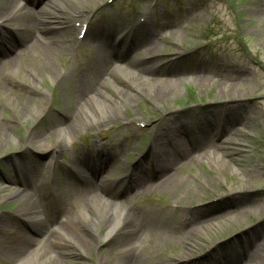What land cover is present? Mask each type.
<instances>
[{
	"label": "rangeland",
	"instance_id": "374dc122",
	"mask_svg": "<svg viewBox=\"0 0 264 264\" xmlns=\"http://www.w3.org/2000/svg\"><path fill=\"white\" fill-rule=\"evenodd\" d=\"M53 1L61 4L66 0H47L45 3ZM72 1L92 17L91 25L89 34L79 50L76 47L77 44L72 43L75 34L69 37L65 34L72 46H69L70 44L56 45L57 51L52 62L56 74L65 73L73 80L80 79L76 81H81L82 86L91 84L93 91L96 92L102 77L107 72V67L103 66V72L99 73L98 62L109 60L110 53L108 49L104 50L103 32L109 25L129 24V14L132 15L129 9L134 7V24L140 20L139 13L145 16L146 23L134 29L139 45L131 48L130 55L127 56L129 63L138 62L143 59L147 51L156 50L155 52L162 53L163 57L148 63L147 66L156 68L158 72L177 73L181 76L182 82L176 87L177 93L163 100L158 107L152 106L144 98H139L138 103L134 105H124L121 117L105 126L94 130L84 129L82 132L75 130L77 134H74V131L69 132L70 143L62 145L64 151L61 153L52 149L58 128H64L59 123L64 119L61 116H65L68 112H75L77 108L82 107V104L78 106L80 99L71 89L73 81L69 80L65 86H63L65 83H59V79L55 81L53 75L43 70L47 57L42 52L30 48L23 41V45L18 50H14L11 58L6 56L0 59L1 65L7 70L6 74L9 72L8 74L14 75L12 80L14 85L9 86L2 79L9 90L4 88L3 96L6 100L0 103V125L3 126L2 131L9 137V142L0 143V179L4 176L13 177L16 167L13 165L19 164L18 161H22L19 165L20 170L27 168L26 171L31 172V175L39 172V177L45 182H47L45 178L50 174L47 192L41 196L39 204L37 202L34 204L35 220L37 217L50 218V215L54 213L59 216L74 215L75 220L80 222L83 215H87L86 212H88V210L85 211L83 203L86 197L84 195H87V191L93 190V183L88 180L78 182L70 179L67 165L71 164L78 171H83L82 167L74 165L75 152L80 149L81 152L86 150V154H95L97 152L95 142L100 138L102 143L111 150L108 156L110 165L101 175V180L109 178L111 179L109 182L115 184L122 177L120 169L123 161L127 159V163L131 165L137 158L139 159L145 153L149 143L152 144L159 126L162 125L166 130L162 138L171 135L172 132L167 131V126L170 121L178 119L182 121L185 129L191 131L190 138L196 143V148L189 152L190 160L178 157L179 162L169 168L165 175L179 176L181 182L187 180V187H184L183 191L186 190L189 193V198L185 194L173 195L171 191L161 192L159 189L154 191L151 184L147 185V194H150L148 197L137 198L129 195L118 203L124 208L136 207V210L144 211L147 215L152 213L156 215V218L168 215L175 221L183 219L181 209L171 207L175 206L176 202H180L182 206L190 203L192 207L198 204L216 203L217 207L211 208L200 219L199 233L204 240L199 238V243L203 246L201 249L198 248L199 251L208 247L205 242L219 243L231 240H233L231 242H240L243 237L251 236L250 234H258L262 230L264 233V212L259 213L262 206L264 210V179L262 178L264 171V0H138L136 6H134L135 0H114L112 3L111 0ZM2 2L0 0V6ZM18 2V7L22 10L23 0ZM154 3L157 4L156 8L152 7ZM106 4L108 6L101 9ZM22 12L24 13L23 10L18 13L20 14L18 19ZM37 12L38 10L35 13L32 11V14L36 15ZM34 15H31L34 18L30 21L31 24L38 21ZM68 20L70 23L73 22L71 19ZM76 67L80 70L74 69ZM33 69L43 71L40 78L31 76L29 71ZM236 70L245 71V77L239 78ZM77 71L80 73L79 77L75 74ZM71 72L74 73L71 74ZM131 74H133L132 68L126 73H120L119 77L131 76ZM232 82L237 84L239 91L246 86L249 90L247 92L249 94L245 95L246 105L235 111L240 115L238 117L240 125H229L226 133H224L225 129L220 131L218 139L215 133L204 137L199 131L200 125H203L201 123H204L208 116L211 122L213 118L222 116L225 113L224 105L230 103V100L219 92L220 83L232 84ZM112 83L116 85L115 81ZM28 87L51 95L50 112L42 120L36 121L35 117L33 118L36 108L43 106L42 98L38 92H32ZM102 91L115 98L111 83L107 84ZM6 101H12V106ZM171 110L176 112L169 116ZM30 131L41 135L42 144L31 152H24ZM140 134L141 137H139ZM183 137L182 141H185L186 136L183 135ZM230 137L232 141L241 143L239 146L228 145L230 149L236 151L231 154L235 159L234 162L229 161L230 155L226 156L224 151H220L222 146L223 148L226 146L225 143ZM162 138L161 141L166 144ZM174 141L175 144L178 143L176 138ZM43 146L47 152H42ZM216 153L218 157L214 159L213 154ZM208 154H212L209 159H207ZM153 158V155L149 156V165H152ZM51 161L54 163H50V167L47 168V164ZM252 161L258 162V171L253 175L247 171L252 168L254 164ZM220 162L228 163L227 168L224 169ZM26 171L24 173H27ZM149 175L151 176V172ZM245 177L251 178L249 189L254 192L251 198L241 196L238 193L239 189L232 187L233 185L241 186L238 181ZM0 182L4 185L2 180ZM2 184L0 183V197L7 196L8 199L12 196L11 190L1 188ZM118 188L121 190L122 187L118 186ZM50 192L51 194L53 192L56 197H52ZM220 197H224L222 205L221 202H217ZM21 204L22 199L1 201L0 218H10ZM223 206L225 209L222 210ZM237 211H246V215L237 219ZM227 212L231 215H224ZM225 216L226 219H223ZM228 220L232 222L229 223ZM23 224L8 223L6 232L22 229L19 231L27 234L28 230H23ZM205 228L207 230H204ZM247 228L250 233L245 235ZM40 231L45 232L43 229ZM238 235H240L239 238H237ZM9 237L11 235L9 236L8 233L2 237L0 249L2 246L9 248L14 245L17 239L15 236L12 237L15 238L14 240L5 244ZM27 237L28 243L32 244L28 246L37 248L39 252L50 246L49 234L32 236L35 243L31 242L28 234ZM250 243L246 248L249 258L257 253L254 251L258 245L260 248V245L264 244V235ZM182 248L180 243L165 245L145 242L142 255L147 263L158 264L165 257L181 255L184 251ZM104 252L106 253L105 250L101 253ZM93 259L94 255L83 256L81 262L93 264ZM208 261V259H201L198 264H211ZM13 263L12 255L2 253L0 250V264ZM254 264L264 263L255 260Z\"/></svg>",
	"mask_w": 264,
	"mask_h": 264
},
{
	"label": "bare ground",
	"instance_id": "6f19581e",
	"mask_svg": "<svg viewBox=\"0 0 264 264\" xmlns=\"http://www.w3.org/2000/svg\"><path fill=\"white\" fill-rule=\"evenodd\" d=\"M2 1V5L0 6V34L4 36L3 32H5V37H0V46H3V51L6 52L4 53L5 55L2 56L10 58L13 56L16 44L11 38V35L21 37L20 41L22 43L24 41V44H28L30 48L42 52L47 57L45 64H43V70L48 72V74L53 75L55 81H58L59 79V83H65L63 86H65L69 80L73 81L71 89L76 93L77 98L80 99L78 106L82 104L80 109L77 108L75 112H68L65 114L63 121H59L64 128L60 129V127L58 128L59 130H57L55 143L52 146L54 151L58 150L61 153L64 151L62 145L70 143L68 140L71 132L73 133L74 131V134H77L75 130H81V132L84 129L94 130L101 126H105L112 120L118 119V117H121V110L126 104L134 105L135 103H138L139 98H144V100L148 101L152 106L158 107L163 100L177 93L176 87L182 82L181 76L177 73L172 74L167 71L158 72L156 71V68L148 67L146 64L149 61L148 59L144 61V63L133 64V74H131V76L124 75L119 77L118 75L117 78V75L113 73L109 80L101 81L97 90L98 92L93 91V86L91 84L82 86L81 81H76L80 79H77L73 75L72 77L76 78L75 80L71 79L69 76L67 77L65 73L62 75L56 74L52 66L57 51L56 45L59 43H66L67 40L65 34H72L81 30V27L71 25L68 19L74 18L75 22H80L82 26V24L89 22V16L86 15L83 8H79V6L75 5L72 1L67 0L68 2L63 4H55V2H51L46 4L39 12V17L44 21H38L39 23L33 22L31 24L30 21L34 19L31 16L33 15L32 11L26 9L23 10L24 13H21V17L23 18L20 17V19H18L20 16V14H18L20 12L18 11V0ZM30 2V6L33 5V7H35L38 4L43 5L46 0H30ZM66 4L70 6L67 7ZM4 29L7 31H4ZM120 34H122V32L118 33V35ZM112 47L115 48L114 45ZM104 50L107 49L104 47ZM9 51L10 53H8ZM146 53L147 55L151 54L150 51H147ZM98 64L99 73H101L103 72V66L104 68L106 66L101 60H99ZM5 69L6 68H4L0 62V103L2 100H6L3 96L5 92L4 88L9 90L3 83L5 82V84L7 83L9 86L14 85L12 81L14 75L11 73L6 75L7 70ZM74 69H79V67ZM29 72L33 78H40L43 71L40 70L39 72L38 69H33ZM73 73L74 72H71V74ZM237 73L239 78L245 77V71L238 70ZM75 74L78 77L80 75L79 71ZM2 79L4 82H2ZM175 79L176 81H172ZM112 80L115 81L116 85H113ZM203 81L205 82L207 80ZM109 83L112 84L113 95L115 98L110 95L108 96L102 91ZM28 88L32 92H37V89L33 87ZM218 89L221 94H224L225 97L230 100V103L224 105L225 112L231 116L239 117L240 115L235 113V111L244 107L247 103L245 97V95L249 94L247 93L249 91L247 86L240 90V92L235 82H232V84L220 83ZM39 94L42 98L41 103L43 106L40 105L39 108H36L35 113L33 112V118L35 117L34 120L36 121L47 117L52 105V98L49 93L39 92ZM6 102L8 105L12 106V101ZM28 111L30 110L28 109ZM175 112L176 111L171 110L169 116H172ZM208 117L204 123H201L203 125H200L199 128V131L204 137L213 132V130H211L213 123ZM177 120L178 119H174L170 121V124L168 125L167 131L172 132L171 135L169 134L166 138H162L163 134L166 133V130L163 129V126L161 125L153 137L150 153L154 154L153 164L155 166L154 169H156L158 174L155 179L147 180V183L150 182L151 184L154 182L155 185L153 186H156L161 191H171L173 195L185 194V196L189 198V193L186 190L183 191L184 187H187V180L181 182L176 175H166L165 177V172L179 162L178 157L186 160H190L191 157L189 154L191 150H187V143H184L187 141H182L184 139L183 135L175 134L176 129L182 130L185 128L182 121ZM233 122L234 119L228 117V121L225 122L218 131L220 132L225 129L224 133H226L228 126ZM2 129L3 126L0 125V143L5 144L6 142H9V137L6 136V132L2 131ZM161 138L163 141H166V144L161 141ZM175 138L178 141L176 144L174 141ZM228 139L229 140L226 141V146L224 148L221 144L222 147L220 151H224L226 156L230 155L229 161L234 162L235 159H233L231 154L236 151L230 149L228 145L234 144L239 146L241 143L232 141L233 139H231V137ZM39 144H42L41 135L34 131H30L26 139L24 152L33 151V149ZM171 144L172 147H170ZM41 148L43 150L42 152H47L45 146ZM85 152H81L80 149H78L75 152L76 157L73 162L74 165L82 166L87 169V164L89 163L88 160H86L87 156H85ZM101 154H103L102 151ZM211 155L208 154L207 159H209ZM213 157L216 159L218 153L213 154ZM146 161L147 159L144 158L137 163L135 167L137 170L134 171V182H136L137 185L135 186L132 184L131 187L125 186L123 195L141 194L140 186L145 178L141 168L145 166V163L148 164ZM21 162L22 161H19V163ZM220 163L224 169L227 168L228 163ZM252 163H254L252 168L247 170L251 175L258 171V162L252 161ZM262 173V178L264 179V171ZM250 181L251 178L245 177L238 181L241 186L233 185L232 187H237L240 191L238 193H240L241 196L251 198L254 192H251L249 189ZM28 189L23 190V192L18 191L19 193L17 192L18 194H16V196L8 199L7 196L0 197L1 202L5 199L7 201H13L25 196L22 204L10 218H0V240L3 236H6L7 233L9 236L11 235V237L7 238L5 244L17 238L14 245L11 247L7 248L2 246L0 249L2 253L4 252L8 253V255H12L14 264H83V262H81V257H91L92 255H94L93 264H153L147 263L142 255L143 244L145 242H154L156 244L162 243L165 245H170L171 243L182 244V249L184 251L181 255L174 254L165 257V259L158 264H198L201 259H208V262L211 264H254L255 260L264 263V244L260 245V248L259 245L256 247L254 253L257 252L256 254L258 255L254 254L251 258L247 257L246 249L247 246L251 244L250 242L252 240L264 235L262 232L263 230L258 234H250L251 236L243 237V240L240 242H231L233 240L220 241L219 243L213 241L205 242L208 247L203 251H199L198 248L201 249L203 247L199 243V238L203 239L199 233L200 219L203 218V216L206 215V212L211 208L217 207L216 203L210 202V204L207 203L208 205L198 204L192 207V205H189L190 203L182 206L180 202H176V205H172L171 207L174 209V207L177 208V206H179L178 208L181 209V213L183 214L181 218L183 219L175 221L168 215L156 218V215L152 213L151 215H147L144 211L136 210V207L124 208L118 203L119 199L117 198V195L108 192L106 194L103 193L105 196L103 199H88L89 202L87 207L89 211L87 215L82 217V221H78L79 223L71 220L69 222H57L51 227L49 223H46L47 221L42 222L38 219L35 220L34 216L36 212L34 204L36 203V200L31 197L27 198V191H30ZM145 191H147V185L142 193H145ZM223 198L224 197H220L217 199V202H221V205L224 202L222 201ZM223 209H225L224 206L222 210ZM237 212V219L246 215V211ZM263 212L264 210L262 206V210H260L259 213L261 214ZM224 215L229 216L231 213L227 212ZM226 216L223 219H226ZM11 222L24 223V231L28 228H30V230L36 229L39 236H43L47 232L51 235L49 241L50 246L41 252L37 251V249L30 248L28 245L31 246L32 244L28 243L27 234L23 233V231H19L22 229H14L11 230V232H6L7 229L5 228L8 223ZM228 222L231 223L232 221L228 220ZM48 226L49 230L47 231L46 227ZM41 229H44L46 232L40 231ZM204 230L207 229L205 228ZM248 230L249 228L245 230V235L250 233ZM240 235H238L237 238H239ZM13 236H15V238H12ZM25 239H27L26 242ZM31 242H34V239L31 238ZM104 250L106 253H101ZM194 251L198 252L195 253Z\"/></svg>",
	"mask_w": 264,
	"mask_h": 264
}]
</instances>
